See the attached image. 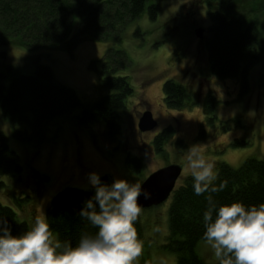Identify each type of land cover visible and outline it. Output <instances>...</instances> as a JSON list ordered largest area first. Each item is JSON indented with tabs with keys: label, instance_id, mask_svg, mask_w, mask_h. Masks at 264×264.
Segmentation results:
<instances>
[{
	"label": "rangeland",
	"instance_id": "rangeland-1",
	"mask_svg": "<svg viewBox=\"0 0 264 264\" xmlns=\"http://www.w3.org/2000/svg\"><path fill=\"white\" fill-rule=\"evenodd\" d=\"M155 2L158 13L154 19L147 6L141 17L126 24L119 34L108 30L111 38L74 41L71 48L60 44L33 47V40L25 44L15 35L0 34V71L5 74L6 88L16 76L34 74L37 65L43 64L50 66L55 80L73 89L84 103H93L111 92L99 75L103 58L114 48L122 49L129 57L121 73L130 77L135 90L125 108L119 110L121 131L117 138L106 136L104 123L77 126L72 119L79 112L76 110L55 120L49 134L57 137L41 148L13 136V123L3 116L0 104V131L7 136L10 149L18 154L22 165L19 180L0 175V201L30 226L36 215L46 216L51 199L66 187L94 189L88 180L92 171L98 172L101 179L106 176L105 183L123 177L142 184L152 172L176 163L182 166L177 188L189 176L185 171V154L194 143L201 144L216 167L223 162L239 167L251 157L264 160V0H252L257 10L246 16L249 23L257 22L260 46V59L245 68L247 93H242L241 78L221 79L210 69L204 43L212 22L206 2ZM198 27L205 29L203 40L195 34ZM79 30L75 20L65 37L66 43ZM168 79L191 87L195 105L168 109L163 93ZM207 92L218 99L213 126L205 122L203 100ZM148 110L157 126L142 132L138 121ZM170 125L175 131L164 142L163 151H157L153 139ZM201 129L204 132L199 135ZM128 155L141 159L140 172L130 170ZM34 170L48 180L40 182ZM170 201L171 196L158 206L142 208L136 221L138 235L144 242L139 264H176V253L165 248ZM197 251L206 262L217 263L203 241Z\"/></svg>",
	"mask_w": 264,
	"mask_h": 264
},
{
	"label": "trees",
	"instance_id": "trees-1",
	"mask_svg": "<svg viewBox=\"0 0 264 264\" xmlns=\"http://www.w3.org/2000/svg\"><path fill=\"white\" fill-rule=\"evenodd\" d=\"M193 2H206L207 14L212 22L204 43L212 73L221 79L241 78L242 93H247L249 87L245 68L260 59V46L257 22L249 23L246 16L255 12L257 7L252 0ZM147 6L150 17L154 19L158 13L155 0H0V34L1 37L4 34L15 35L13 37L20 38L25 44L33 40V47L60 44L71 48L74 41L111 38L108 30L119 34L126 24L141 17ZM75 20L79 22L80 30L72 36L71 42L66 43L65 37ZM58 35L62 38H57ZM129 60L122 49H110L102 60L99 78L111 92L88 104L73 89L56 81L48 65H37L34 74L16 76L8 88L3 84L5 74L0 71V104L3 116L13 123V136L41 148L56 139V134H49L55 120L79 110L72 117L77 126L104 123L106 136L117 138L121 131L119 110L125 108L128 99L135 94L130 77L121 73ZM163 93L168 109H182L187 104L192 107L196 103L191 87L173 79L165 81ZM207 93L203 100L205 122L213 126L217 118L215 107L218 99L213 93ZM174 131L170 125L154 137L153 144L157 151H163L164 142ZM202 132L204 129L199 135ZM127 163L133 172L138 173L143 167L141 159L136 156L128 155ZM216 168L219 173L217 183L219 180L228 181L224 190L213 194L220 203L240 200L252 205L264 202V160L251 157L239 167L223 162ZM33 172L40 182L48 180L38 170ZM0 175L18 180L22 175L20 158L10 149L8 138L2 131ZM101 180L107 181L106 176ZM191 184L192 179L188 176L171 194L169 238L165 248L176 253V264H211L197 251L198 244L203 241L201 216L206 201L203 194L197 196L193 193ZM93 194L94 189L66 187L51 199L46 218L54 235L73 243L77 241L79 233L85 229L79 211L84 201ZM0 216L7 219L13 234H20L30 227L13 208L1 201Z\"/></svg>",
	"mask_w": 264,
	"mask_h": 264
},
{
	"label": "clouds",
	"instance_id": "clouds-1",
	"mask_svg": "<svg viewBox=\"0 0 264 264\" xmlns=\"http://www.w3.org/2000/svg\"><path fill=\"white\" fill-rule=\"evenodd\" d=\"M185 161L193 193L206 201L202 240L217 264H264V202L215 199L228 181L217 183L216 163L200 143L187 148ZM88 180L95 191L79 211L85 229L75 243L54 235L46 216L36 215L20 234L0 216V264H139L144 246L136 227L143 210L139 198L150 199L152 192L123 177L102 182L96 171Z\"/></svg>",
	"mask_w": 264,
	"mask_h": 264
},
{
	"label": "water",
	"instance_id": "water-1",
	"mask_svg": "<svg viewBox=\"0 0 264 264\" xmlns=\"http://www.w3.org/2000/svg\"><path fill=\"white\" fill-rule=\"evenodd\" d=\"M204 32L205 29L202 27L195 29V34L200 40L204 39ZM156 126L157 122L153 118L152 113L149 110L143 112L138 121L140 131H149ZM181 174L182 166L176 163L168 164L152 172L141 184L152 192L150 199L145 200L143 196L139 198L142 208L158 206L168 200L176 189V184Z\"/></svg>",
	"mask_w": 264,
	"mask_h": 264
}]
</instances>
